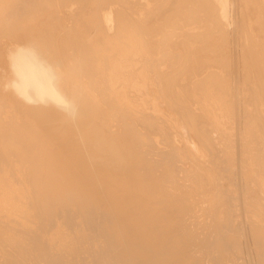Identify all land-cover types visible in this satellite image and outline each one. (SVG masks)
<instances>
[{"label": "bare ground", "instance_id": "obj_1", "mask_svg": "<svg viewBox=\"0 0 264 264\" xmlns=\"http://www.w3.org/2000/svg\"><path fill=\"white\" fill-rule=\"evenodd\" d=\"M0 264H264V0H0Z\"/></svg>", "mask_w": 264, "mask_h": 264}, {"label": "rangeland", "instance_id": "obj_2", "mask_svg": "<svg viewBox=\"0 0 264 264\" xmlns=\"http://www.w3.org/2000/svg\"><path fill=\"white\" fill-rule=\"evenodd\" d=\"M237 17H238V14L236 15L234 12L228 11L226 19L228 21V24H229L228 27L230 30L234 27V24L232 23V21H234ZM240 43L243 44V41H240ZM237 44H238L237 39L232 36V38L229 41V47H230L232 53H234V50H235ZM238 86L240 88V90L238 92H240L241 96L243 97L246 93V92H243V90L246 91V85L239 81Z\"/></svg>", "mask_w": 264, "mask_h": 264}]
</instances>
